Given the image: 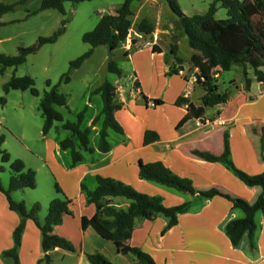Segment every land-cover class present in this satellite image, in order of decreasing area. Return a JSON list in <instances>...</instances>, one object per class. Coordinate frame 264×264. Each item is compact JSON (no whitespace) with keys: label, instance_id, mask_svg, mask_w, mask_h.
<instances>
[{"label":"crops","instance_id":"obj_1","mask_svg":"<svg viewBox=\"0 0 264 264\" xmlns=\"http://www.w3.org/2000/svg\"><path fill=\"white\" fill-rule=\"evenodd\" d=\"M132 10L129 34L116 50L120 57L131 61L134 80L139 87L127 92L120 83H112L122 106L114 117L123 133L109 131L108 152L98 151L102 117L91 128L88 137L93 153H83L84 160L73 167L68 150L60 148L59 143L63 139L51 134L52 129L43 135L42 126L37 124V120L36 127L30 131L26 120L21 122L14 114L15 139L19 142L7 143L4 137L3 147L10 158L20 160L26 169L35 171L36 187L40 174L46 183L50 180L54 183L53 187L57 184L63 196L72 201L71 214L63 216L52 234L67 240L73 251H50V264H90L86 255L92 254L102 255L111 264H135L130 255L118 253L113 242L102 239L91 227H81L82 217H99L94 205L86 202L81 191V185L89 190L95 189L97 176L121 182L142 194L159 197L165 207L189 202L188 211L180 214L177 223L164 233L166 222L161 217L136 223L126 244L147 253L156 264H264V215H256L259 225L254 234L256 249L249 248L246 238L235 248L224 234L223 226L229 220L241 218L242 213L232 210L228 200L220 196L204 199L198 194L177 193L138 177L139 162H161L174 175L190 179L197 192L217 188L252 203L260 192L259 188L246 187L220 163L199 160L190 151H208L218 156L223 149V134L226 133L234 165L249 175L264 173V151L259 150V139L264 132V85L256 82L253 76L249 77L248 71L251 82L247 91L244 85L241 88L233 87V80L225 91H220L218 86L219 92L228 94L226 103L212 107L215 112L210 116L206 115L205 108L200 119L184 121L186 105L177 106L176 100L183 99L198 107L203 95L200 86L189 81L198 70L190 63L197 52L188 46L190 52L186 59L176 55L183 63L175 66V73L169 74L173 57L169 50L170 57L163 59L164 51L159 42L169 38L177 46V36L182 35L178 20L170 27L167 19H164L165 7L161 0L133 2ZM142 19L153 27V32L148 36L137 31ZM141 41L145 42L151 59H157L155 65L142 68L136 64L135 60L142 54ZM153 46L156 52H153ZM177 51L178 48L176 54ZM196 87L200 91L195 99ZM231 88L237 90L236 95ZM153 100H160L161 104L151 106ZM19 109L20 106L16 110ZM98 112L88 117L85 112L81 128L88 127ZM221 121L224 124H220ZM146 131L154 132L158 139L144 145ZM28 190L14 192L12 195H18V199L14 200L23 201L28 208L37 203L39 212L46 216L48 204L57 197L55 189L53 194L46 190L40 196L26 194ZM108 202L118 208L127 207V203L121 199ZM42 218L38 219L43 221L45 217ZM20 220L16 212L10 211L5 196L0 193V264H12L2 257V252L11 249L12 232ZM40 241V231L31 220H26L17 251L19 264H39L38 260L44 255Z\"/></svg>","mask_w":264,"mask_h":264},{"label":"trees","instance_id":"obj_2","mask_svg":"<svg viewBox=\"0 0 264 264\" xmlns=\"http://www.w3.org/2000/svg\"><path fill=\"white\" fill-rule=\"evenodd\" d=\"M26 0H19L15 3H0V17L21 5ZM72 3L84 0H69ZM121 3L115 8L114 14H103L95 27L82 35V42L91 48L105 46L109 52L106 62V71L121 77L122 71L112 59L113 52L118 45L124 42L131 28L130 17L133 16L132 3L139 0H120ZM165 3L169 11L177 18L182 29V34L187 40L188 46L197 52L190 59L193 67L197 68L195 73L196 84L200 86L203 95L200 98V106L195 107L186 100L178 99L175 104L186 105V119H200L204 115L205 108H212L226 103L228 94L218 91L217 79L212 78L213 69L220 68L221 72H228L233 66L242 69L244 77V90H248L251 80L248 78V71L254 80L264 85V0H213L208 6L204 15L186 16L180 10L178 0H161ZM64 0H42L37 11L29 12L35 14L38 11L54 9L64 16ZM226 10L227 18L215 20L214 14L217 5ZM66 18L60 22V27L50 37H40L36 43L29 47H19L18 53L13 57H6L0 54V75L7 68H16L23 64L26 57L38 51L44 44L54 43L64 32ZM137 31L148 36L153 32L152 25L142 19L137 25ZM69 63V69H75L92 54V49ZM156 52L155 46L152 48ZM176 45H171L170 53L173 57V64L170 66V73H175L176 65H181L183 61L176 56ZM60 81L68 82L67 74L63 75ZM59 81V82H60ZM47 91L40 94L34 87L33 80L28 76L11 77L3 84L4 95L9 91H29L34 97H39L37 110L42 119V134L45 135L51 129L56 132L66 131L68 136L61 140L59 145L62 150H68L71 158V166H75L84 160L83 153H93L89 147V134L91 128L102 117L99 131L98 151L106 153L110 149L109 131L118 134L123 133V129L116 121L114 113L121 109L118 102L115 86L103 81L93 91L92 95H99L102 101V108L99 114L92 120L86 128H81L84 114L87 107L76 113L75 120H64L63 115L56 108H67L66 96L58 91L57 85L51 86L46 81ZM134 88L139 87V83L134 80ZM145 99V98H144ZM4 98H0L3 104ZM154 106L160 105V100L152 101ZM58 123L59 125H56ZM158 139L154 132L146 131L143 136V144L146 145ZM4 137L0 135V161L8 163L11 176L7 188H3L0 183V193H2L8 203L10 211L16 212L21 220L12 232L13 245L11 249L3 251L2 257L8 259L12 264H19L17 251L20 246L21 236L26 220H31L41 234L40 246L43 257L38 260L39 264H50L51 259L48 253L54 249H61L72 252L71 244L64 238L52 234L55 226L62 222L65 215H70L71 200L65 198L60 188L55 184L54 189L57 197L50 201L47 213L43 221L38 219L39 205L36 203L28 208L23 201H15L12 194L23 189H34L36 187L35 171L26 169L24 164L18 160H12L3 148ZM259 150L264 151V132L259 139ZM190 154L195 158L210 162L220 163L229 170L238 180L248 188H259L260 192L252 203L243 199L222 192L217 188L207 191L197 192L190 179L180 178L174 175L161 162L143 164L139 162V179L151 184L173 190L177 193L194 195L198 194L204 199H211L220 196L232 204V210H239L241 218L232 219L223 226V232L229 239L231 245L237 248L240 242L246 238L249 248L255 250L254 234L259 228L256 222V215H264V173L259 175H249L238 169L231 160L230 148L227 134H223V149L220 155L216 156L208 151L193 149ZM2 168L0 167V172ZM96 187L89 190L81 185V191L88 204H93L98 218H81V227H91L102 239L111 241L116 246V251L122 255H130L135 264H156L154 260L145 252L138 248L131 247L126 242L131 238L132 231L138 221L152 220L161 217L166 225L163 233L177 223V217L188 211L189 202L174 207H165L159 197L148 196L137 192L132 187L110 178L96 177ZM121 199L127 203L126 208H118L109 204V200ZM90 264H111L100 254L86 255Z\"/></svg>","mask_w":264,"mask_h":264},{"label":"rangeland","instance_id":"obj_3","mask_svg":"<svg viewBox=\"0 0 264 264\" xmlns=\"http://www.w3.org/2000/svg\"><path fill=\"white\" fill-rule=\"evenodd\" d=\"M19 0H0V3L11 4ZM42 0H26L23 4L16 6L13 11L8 12L0 17V54L6 57L16 56L19 47H29L36 43L40 37H50L59 27L63 18L67 22L64 26V32L57 38L54 43L44 44L38 51L26 57L23 64L16 68H7L0 75V98H4L3 104L0 103V135L6 138L7 143L19 142L15 139L16 123L14 114L18 115L21 122L26 120L27 129L33 131L39 123L42 126V119L37 110L39 97H34L29 91H9L4 95L2 92L3 84L7 83L11 77L28 76L34 82L35 89L42 94L48 90L46 81L51 86L57 85L58 91L66 96L67 108H56L64 117V120L74 121L76 113L87 107L86 116L97 113L101 109V100L97 95H92V91L103 81L110 83H120L125 91L134 90L133 78L134 71L132 63L127 59L120 57L118 50L113 52L112 59L122 70L121 77L106 71V62L109 52L105 46L91 48L88 44L82 42V35L91 31L97 24L103 14H113L120 0H84L78 3H72L64 0V16L54 9L38 11L29 15V12L37 11ZM213 0H178L182 13L186 16L204 15L208 6ZM166 22L173 25L177 18L169 11L165 3ZM217 11L214 14L215 20H224L227 18L226 10L217 5ZM175 31V30H173ZM178 35V34H177ZM177 56L186 59L189 55L190 48L187 40L182 34L177 36ZM140 44L142 54L135 60L139 67L147 68L149 65H155L157 59H151L146 51L144 41ZM169 38L159 42L164 51L163 59L170 57L169 48L173 45ZM92 54L86 58L79 67L69 69V63L89 49ZM167 49V50H166ZM264 72V67L261 68ZM67 74L68 82L60 81L63 75ZM250 72L249 77H252ZM233 80L234 86L241 88L244 85L242 69L239 66H233L228 72H221L217 83L220 91H225L229 87L230 81ZM60 81V82H59ZM236 95L237 90L231 88ZM194 97L199 94L200 89L196 87ZM20 106V111L17 107ZM215 112L214 108H207L206 115L210 116ZM99 113V112H98ZM39 118V119H38ZM16 121V120H15ZM56 125H59L56 123ZM36 129V128H35ZM51 134H57L60 139L66 138L69 134L66 131L56 132L52 129ZM114 135V134H113ZM4 148V147H3ZM0 183L5 189L11 176L8 163H1ZM54 183L50 180L47 183L38 174L37 187L34 190L29 189L26 194L40 196L46 190L51 194L54 193ZM20 194V193H17ZM13 199H18L16 194L12 195ZM187 196V195H186ZM40 211V210H39ZM38 218L45 217L42 212H38ZM42 221V220H41Z\"/></svg>","mask_w":264,"mask_h":264},{"label":"built area","instance_id":"obj_4","mask_svg":"<svg viewBox=\"0 0 264 264\" xmlns=\"http://www.w3.org/2000/svg\"><path fill=\"white\" fill-rule=\"evenodd\" d=\"M220 77V68L219 67H216L213 69V73H212V78L213 79H218ZM189 81L191 83H194L196 82V77L195 75H192L190 78H189ZM133 82H134V78H133ZM151 106H154L153 103L150 104ZM220 124H224V121H221Z\"/></svg>","mask_w":264,"mask_h":264}]
</instances>
